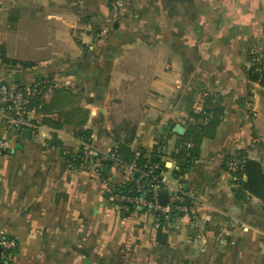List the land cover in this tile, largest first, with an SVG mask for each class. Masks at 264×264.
<instances>
[{"label": "crops", "instance_id": "1", "mask_svg": "<svg viewBox=\"0 0 264 264\" xmlns=\"http://www.w3.org/2000/svg\"><path fill=\"white\" fill-rule=\"evenodd\" d=\"M108 1L0 0V45L9 59L32 64L0 56V83L45 76L78 93L102 159L116 145L114 126L135 122L134 148H161L165 190L193 193L196 214L167 218L166 243L157 246L152 212L124 216L110 199L104 180H122L114 163L102 179L70 167L62 137L69 132L53 137L42 125L26 138L0 126L11 145L0 155V234L17 242L9 260L264 264V203L249 192L237 198L226 170L227 157L241 151L264 173V86L246 74L251 55L264 50V0H124L117 15ZM207 91L222 97L225 113L178 178L171 154L179 134L165 127L186 128Z\"/></svg>", "mask_w": 264, "mask_h": 264}, {"label": "trees", "instance_id": "2", "mask_svg": "<svg viewBox=\"0 0 264 264\" xmlns=\"http://www.w3.org/2000/svg\"><path fill=\"white\" fill-rule=\"evenodd\" d=\"M123 2L124 0H122V3ZM108 3L111 9L110 0ZM120 8L121 6L119 7V11ZM101 31V28H97V33L99 35ZM259 55V52L251 55V64L246 70V74L250 80L264 86V65L259 66L254 62V58H257ZM0 56L8 63H20L24 67L32 65L29 62H18L9 59L2 45H0ZM51 80V78L45 76L37 79V82H41L39 87L42 90V94H48V97L44 100L43 105L39 109V113L41 114L40 123L52 130L53 137H57L59 131H64L72 134L76 140L86 144L93 143L92 131L86 127L90 116V110L81 106L78 93H75L71 88L66 86L58 87L52 83ZM203 100L202 110L198 112L191 110L188 112L186 131L183 135H178L175 151L171 154V159L176 165L172 172L173 175L178 178L183 176L196 162L200 154V147L203 140L213 138L216 135L225 113V107L222 104L223 99L219 94L207 91L204 94ZM136 130L137 125L131 122L123 121L116 124L113 130L116 145L111 149V152L127 163H135L139 170L136 179H141L142 172H150L155 164H157L158 167L155 168L150 175H159L162 172H167L169 168L163 159L164 155L161 148L156 147L152 150L144 147L134 148L133 143ZM188 144L192 146L189 147ZM56 145L64 146L61 142H56ZM136 151L139 153L137 154ZM63 152L68 164H70L72 168L79 169L82 168V164H86L83 160V145H78L77 148L64 147ZM6 153H8V151L3 154ZM235 153L243 159V164L238 170L237 175L239 177L246 175L247 177V180L241 179L242 186L236 190L237 198L242 199L245 197V194L249 192L251 195L260 198L264 203V173L260 163L247 158L241 151H236ZM95 157L101 159L103 163V167L98 168L101 178L107 179L108 172L104 170V166H111L113 162L109 159H102V156H99V154H96ZM113 183L112 189H114L115 192L126 194L136 192L135 181L120 186H118L119 184L116 182ZM163 191L166 192V194L168 192L166 190ZM147 196H150V193L147 194ZM136 209L137 208L131 206L128 210L122 208L120 210L122 215L127 216ZM181 216L183 215L181 214L179 217ZM166 219L167 218L163 219L162 226L156 228L154 236L152 237L153 242L157 246L166 243L167 235L163 230ZM12 252L17 253V248ZM0 264H12V261L9 259H2L0 255Z\"/></svg>", "mask_w": 264, "mask_h": 264}, {"label": "built area", "instance_id": "3", "mask_svg": "<svg viewBox=\"0 0 264 264\" xmlns=\"http://www.w3.org/2000/svg\"><path fill=\"white\" fill-rule=\"evenodd\" d=\"M122 5V0H110L111 10L115 15L119 12V7ZM260 55L254 58V62L259 66L264 65V50L259 52ZM41 82H33L29 84L12 85L8 82L0 83V126L6 130L22 132L24 129H29L31 133L38 132L43 126L40 123L41 114L39 109L43 105L48 94H42L39 87ZM70 136L72 134L68 133ZM73 137V136H72ZM74 138V137H73ZM78 145H83V160L86 164H82L85 170L98 172V168L102 167L101 159L95 157L98 154L96 147L90 143L86 144L77 140ZM188 146H192L188 144ZM10 141L0 135V155L10 150ZM137 154L139 153L136 151ZM109 159L120 169L122 180L118 186L135 183L136 192L126 194L115 192L113 182L108 179L104 180L110 199L117 204L121 209L128 210L131 206L134 208H143L154 214V227L159 228L162 225L164 218H176L182 215L195 216L197 211V200L193 193L186 191L182 186L173 188L167 193L166 205L160 202L161 192H164L167 185L166 172L159 175H150V173L158 167L153 166L150 172H142L141 179H136L137 169L134 162L127 163L111 152L106 154ZM243 164V159L232 153L227 157L226 170L234 176L236 189L241 188V179L237 174ZM72 168V166H70ZM78 169V168H74ZM107 182V183H106ZM150 193V196L147 194ZM0 247L2 259H9L10 253L17 248V242L13 238H9L0 234ZM8 251V252H6ZM11 251V252H10Z\"/></svg>", "mask_w": 264, "mask_h": 264}, {"label": "water", "instance_id": "4", "mask_svg": "<svg viewBox=\"0 0 264 264\" xmlns=\"http://www.w3.org/2000/svg\"><path fill=\"white\" fill-rule=\"evenodd\" d=\"M166 128L173 130L174 132L178 133L179 135H183L186 131V128L183 125H181V124L176 125L173 121H168L165 129ZM22 135L27 138L30 135V130L24 129L22 131ZM108 167L109 166H107V165L104 166V170H107ZM166 199H167L166 192H162L161 197H160V202L162 205H166ZM139 209H143V208H139ZM0 253H1V247H0ZM83 264H92V261L87 258V259H85Z\"/></svg>", "mask_w": 264, "mask_h": 264}, {"label": "rangeland", "instance_id": "5", "mask_svg": "<svg viewBox=\"0 0 264 264\" xmlns=\"http://www.w3.org/2000/svg\"><path fill=\"white\" fill-rule=\"evenodd\" d=\"M132 124L135 122L130 121ZM64 138V140L66 139V141H63V143L66 145V147H69L70 145H73L72 143V137L69 134H64V136H62ZM78 144V142H77ZM69 145V146H68ZM77 146V145H76ZM75 146V147H76ZM103 167V166H102ZM108 182V179L106 180ZM106 182V183H107ZM107 187V186H106Z\"/></svg>", "mask_w": 264, "mask_h": 264}]
</instances>
